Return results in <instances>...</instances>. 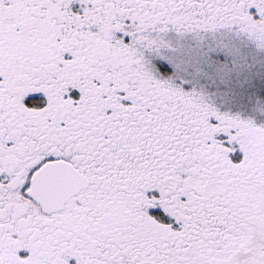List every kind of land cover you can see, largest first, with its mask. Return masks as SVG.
Instances as JSON below:
<instances>
[{"label": "snow or ice", "instance_id": "obj_1", "mask_svg": "<svg viewBox=\"0 0 264 264\" xmlns=\"http://www.w3.org/2000/svg\"><path fill=\"white\" fill-rule=\"evenodd\" d=\"M236 40L264 0H0V264H264V120L192 86L247 88Z\"/></svg>", "mask_w": 264, "mask_h": 264}, {"label": "rangeland", "instance_id": "obj_2", "mask_svg": "<svg viewBox=\"0 0 264 264\" xmlns=\"http://www.w3.org/2000/svg\"><path fill=\"white\" fill-rule=\"evenodd\" d=\"M166 39L171 41L177 51L175 53L164 51L162 54L166 57H172L174 61L185 62L205 57L213 43L211 36L206 37L201 42L191 36L180 38L174 33H169ZM235 46L239 49L241 58L249 66L245 73L247 84L245 90L235 92L231 99L226 100L219 95L220 90L225 86L218 80L210 77H200L193 80L192 86L203 87L209 93H216L214 99H216L222 110L240 112L244 116H255L257 122H260L264 118L252 111L249 100L252 96H264V52H258L253 46L242 40H236ZM146 58L150 62L151 70L158 78L166 79L172 76L175 79L177 73L173 71L172 65L167 60L160 59L152 53H146Z\"/></svg>", "mask_w": 264, "mask_h": 264}]
</instances>
